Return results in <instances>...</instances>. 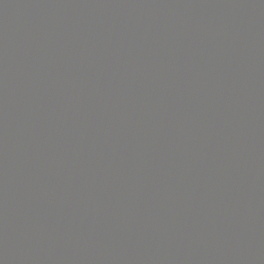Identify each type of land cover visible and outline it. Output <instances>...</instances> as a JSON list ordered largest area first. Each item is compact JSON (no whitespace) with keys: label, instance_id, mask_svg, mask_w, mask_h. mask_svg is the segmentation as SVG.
<instances>
[{"label":"water","instance_id":"95a60500","mask_svg":"<svg viewBox=\"0 0 264 264\" xmlns=\"http://www.w3.org/2000/svg\"><path fill=\"white\" fill-rule=\"evenodd\" d=\"M0 264H264V0H0Z\"/></svg>","mask_w":264,"mask_h":264}]
</instances>
